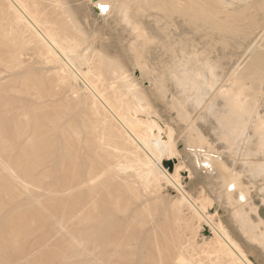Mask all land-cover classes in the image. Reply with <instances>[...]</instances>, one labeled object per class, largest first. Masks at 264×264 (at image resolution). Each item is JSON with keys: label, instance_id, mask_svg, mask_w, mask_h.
Returning a JSON list of instances; mask_svg holds the SVG:
<instances>
[{"label": "bare ground", "instance_id": "6f19581e", "mask_svg": "<svg viewBox=\"0 0 264 264\" xmlns=\"http://www.w3.org/2000/svg\"><path fill=\"white\" fill-rule=\"evenodd\" d=\"M183 1L184 7L180 8L183 10L179 7L176 10L186 11L195 19L192 20L193 16L187 15L186 12L185 17L180 12L181 18H186L188 23L193 21V24L196 23L194 20H197L199 24L198 18H201L202 22H200L201 24L204 22L205 27L208 23L203 18L212 20L222 11L221 8L224 5L223 0ZM170 2L177 6L176 0ZM0 4L2 5L0 8V50L3 52L1 54L6 57L4 59V55L0 54V64L7 67L9 71L22 69L25 67L24 57L27 56L28 51H32L36 57L46 63H54L60 58L71 68L72 72L64 69L55 70L54 83L71 86L74 94L78 97L83 95L86 101L84 102L86 108L84 113L85 136L78 129L62 127L60 130L62 141L58 149L55 133L62 119L60 114H51L45 103H40L25 113L17 105L18 93L32 95L39 102L45 101L47 94L41 87L34 85L38 83V80L27 73L23 76H12L9 80L0 82V264H204L205 260L223 261L225 264H253L241 245L222 223L216 226L211 225L216 234L214 237H217L201 249L203 256L199 254L201 257L198 258V248L194 240L202 223H212L213 217L207 214L211 199L203 195L204 192H200L197 199L192 200L184 192L179 181L180 170L184 167L183 161H179L180 163L176 165L174 174H170L164 168V159L179 156L180 153L173 141L171 129H162L151 119V116L156 114L152 103L141 102L137 96L138 101L136 102L129 98L130 89L138 87L133 80L124 82L125 91H122L123 84L120 87L119 80L110 79L104 73V69H111L112 65L107 63L110 59L103 57L102 53L94 54L85 73L78 72L72 66L71 56L78 50L84 39H81V31L72 15L65 10L64 4L61 1L53 3L52 13H49L42 5L41 0H0ZM213 4L218 8L211 7ZM114 5L125 19H132V7L129 3L120 0ZM160 6L161 3L158 2L156 5L158 14L159 9L160 12L162 10ZM163 6V9L167 10L170 5L164 4ZM175 6H173L174 9ZM156 8L151 10L152 12L147 11L151 13L153 21L155 17L152 13L156 11ZM171 9L172 12L174 9ZM164 10L160 17L164 14ZM177 11L171 15L173 16L174 13L176 15ZM55 13L57 17L62 18L59 21L62 22L63 27L57 23ZM158 14L157 18H159ZM194 14L200 15L196 19ZM245 14H247L246 11ZM186 15L189 16L190 22ZM240 24L244 23L240 22ZM160 25L159 27L162 28ZM191 26L193 25L190 24V28ZM211 27L209 30L206 29L208 33L214 30L210 29ZM167 28L166 26L165 30ZM162 31H156V34L157 37L159 35V39H163L162 46L164 47L167 42L162 37L166 33L164 31L165 34L160 36ZM222 31L224 32L223 29ZM225 31H229L227 37L234 35V39L229 37L230 42L226 39L229 45L234 43L232 41L236 39V36L239 40L238 31L234 33L231 28ZM231 32L233 33L228 34ZM213 33L215 32H212V35ZM220 33L221 30L216 36H220ZM167 34L170 35L169 31ZM240 34L242 31H239ZM169 35L168 40H170ZM184 38L181 40L183 41ZM138 41L143 44L144 40L139 37ZM163 41L166 43L163 44ZM185 41L187 42V39ZM171 42L169 45H172ZM191 42L189 43L192 45V50L196 51L193 46L196 47L197 39L195 42L192 39ZM189 43L187 42L186 46ZM199 44L198 41V47ZM240 45H242L241 42ZM180 47L178 44V48ZM259 47L256 51H259ZM170 48L172 47L170 46L168 51L174 49V47ZM201 48L203 50V44ZM205 48L208 49L206 45ZM130 49L131 56L138 60L139 50L134 47ZM211 49L207 52L212 53ZM145 50L147 49H143L142 56L146 60L151 53L147 50L149 54L146 56L147 51ZM202 50H197V54L193 52L194 56L191 53L192 58L196 55L198 58L199 51L202 53ZM261 50L258 54H256L258 51L254 50L256 53L253 51L254 58L251 56L253 59L250 57L251 61L247 60L248 64L239 68L241 70L237 78L242 84L248 81L252 97L257 95L264 82L263 46ZM154 52L153 55L156 54V51ZM159 52L161 54V51ZM190 52L192 51L189 49V54ZM173 53L174 55L171 56L172 53H170L169 57L175 59L176 54ZM164 54L161 55L162 58H165ZM156 56L154 57L157 58ZM191 56L187 58L191 59ZM154 57L152 62H156ZM179 59L182 60L181 56ZM157 60L160 68L161 64L165 65L163 64L165 60L166 64L168 61L171 66V62L167 59L164 61L162 59L160 62L159 59ZM179 61L178 64L182 65ZM154 65L157 66V62ZM124 74L121 75L122 81L129 79ZM171 79L170 83L175 86ZM18 82L23 85L20 90L14 88ZM138 94L145 97L143 92ZM219 97L221 98L218 99H222V102H214L207 115L208 121L201 125L212 136L216 150L222 148L218 144L220 142L218 136L222 131L219 130L218 123H223V119L230 117L228 111L231 102L235 101L230 98V95ZM200 103L189 102L193 110ZM255 136L254 134L253 138ZM189 150L191 158L195 161L198 158V151L194 152L191 148ZM210 160L212 161V158L208 157L204 161L205 165L199 166V169L207 172L205 173L207 181L218 194L219 199L225 198L230 192V176L226 175L221 161L215 159L216 165L212 166ZM84 164L88 165L86 169H84ZM207 166L212 168L209 170ZM249 168L248 161L241 165L243 172H247ZM253 171L255 173L251 176V182L254 184L257 178L263 177L264 164H260L259 168ZM245 183L248 182L245 180ZM164 184L174 187L180 194L178 212L173 222L174 228L169 229L168 227L167 232L162 228L146 232V226L151 219V204L141 203L144 193L148 192L156 196ZM230 197L232 198L231 194ZM181 205H184L188 209L186 211L190 212L189 218L182 215ZM240 209L237 207L233 210L234 213L231 214L230 220L236 229L248 241H251L253 239L252 229L244 224L245 216Z\"/></svg>", "mask_w": 264, "mask_h": 264}, {"label": "rangeland", "instance_id": "374dc122", "mask_svg": "<svg viewBox=\"0 0 264 264\" xmlns=\"http://www.w3.org/2000/svg\"><path fill=\"white\" fill-rule=\"evenodd\" d=\"M56 1H61L64 4L65 10L68 11L70 15H72L75 23L81 31V39H84L82 40L78 50L71 56L72 66L78 72L85 73L88 70L94 54L102 53L103 57L110 59L107 63H111L112 65L111 69H104V73L110 79L113 78L116 81L119 80L118 82L120 87L123 84V87L121 88L122 91H125L124 82L133 80L138 87H133L130 89L129 98H131L133 102H136L138 101L136 98L137 96L138 99H141V102L152 103V105L155 107L156 114L152 115L151 119L155 121L162 129H171L173 141L178 152L180 153L179 156L164 159V168L170 174H174L176 165L183 161L184 167L180 170L179 181L184 192L192 200H196L200 192H204L203 195H206V197L208 196L211 199V204L207 208V214L213 217V220H211L212 223H207L209 225H207L205 222L202 223L194 240L198 248V258L203 256L201 249L205 248L208 243L214 241L217 237H214L216 234L211 225L216 226L218 223H222L223 226L230 232L231 236L241 245L248 259L253 264H264V175L263 177L257 178L255 181L256 183L253 184L251 182V176L255 173L253 169L257 170L260 164H264V82L261 88L258 90L257 95L252 97V91L248 81H246L247 83L242 84L237 79L239 76L238 73H240L239 70H241L239 68L245 64H248V62L254 58L255 53L258 51H256L257 47L261 45L259 47L260 52L262 51V46L264 48V0H221L224 2V5H222V8L220 7L222 11H220L218 15L214 16L212 20L211 18H207L206 20L204 19L205 17L202 16V18L204 17L203 20L207 21L208 23L206 27L204 22L201 24V18H198L199 24L197 20H194L196 23L193 24L194 22L192 20L195 19V17L192 14H189L186 11H179L180 8L184 7L183 0H176L177 6L174 4L175 1L174 3L172 2L173 4L170 2L173 0H147L148 2L146 0H125L132 7L131 20L125 19L119 12L118 8L114 5L116 1L120 0H41L42 5L48 10L49 13L53 12V3H56ZM150 2L151 5H155L151 6ZM158 2L161 3L160 7L162 10H164V4L166 6L172 5L171 7L168 6L167 10L169 11L171 8V10L174 9L173 6H175V9L172 12L170 11V14L169 11L165 9L163 11L164 14H162V17H160L162 10L160 12L159 9V14L157 13V8L159 5L157 8L156 5ZM214 4L217 5L216 3ZM214 4L211 7L216 8ZM1 6L2 5L0 4V8ZM177 7H179V14L180 12L183 13V17H185L186 13L189 16L192 15L193 18L191 21L193 23H188L186 18H181V14L180 18L178 19L177 17H179V14L176 10ZM155 8L156 11L154 10L152 15H154L156 19H154V21H157L156 23L153 21V18H151V13H148ZM165 11H167L168 15L165 13ZM175 11H177V14L175 15L174 13L173 16L175 18H173L171 14ZM245 11L247 14H245ZM247 11L251 12L249 13ZM155 12L158 14L159 18H157V14ZM242 13H244V15ZM169 15L171 16L170 18L168 17ZM194 15L197 19V16L199 17L200 14ZM189 16H187V18H189ZM54 17L58 19L57 23H59L60 27H63L62 22L59 21V19L62 18L57 17L56 13ZM162 18H164V20ZM161 19L163 21H161ZM167 21L168 23H166ZM170 21L172 23H169ZM173 21L175 23H173ZM211 21L212 24H210ZM240 22L244 23L245 25L240 24ZM158 24H161L160 26L162 28L164 27L163 31ZM190 24L193 25L191 28H193L194 31L190 30ZM194 25L197 29H195ZM211 25L214 28L211 27ZM216 25L217 27L219 26L221 30L220 36H216V34L220 32V30L218 31L219 28L217 29ZM243 25L245 27L247 26L246 29ZM166 26L169 29L167 28L165 30ZM222 26L226 29H224ZM209 27H211L210 29H214L212 30V32H215L213 35L212 32L208 33V31H206V29L209 30ZM235 27L236 29H241L239 31H242V34L239 35V31L236 30ZM221 28L226 33H224ZM230 28L231 31L234 29L236 30L233 31L234 33L238 31L237 33L239 40H237L236 36V39L232 41L234 43H231L233 46H231V44L229 45L228 43L231 41V37L233 38L234 36L232 34L233 32L228 33L232 34V36H229V39V37H227V32L229 31H225L230 30ZM160 30L163 32H160V36L165 33L167 34L169 31L172 37L171 38L169 34L163 35L162 38H165V41L168 44H164L166 42L163 41L164 47L162 46L163 39H159V35L157 37L156 34V31L159 32ZM193 33L196 35V43L198 44V41L200 43L199 47L196 44L198 49H196L195 45L193 44V49L196 51L192 50V45L190 44L192 43V39L194 42L196 41V39H194L195 35H193ZM223 34L225 39H222L224 37L221 38ZM243 34L244 36H242ZM168 35L169 39L174 43L168 40ZM139 37L144 40L143 44L138 41ZM183 38L184 43L181 40ZM190 38L192 39L189 40ZM186 39L188 43L190 42L188 44L189 48L186 46ZM226 39H228V42ZM170 42L172 45H169ZM240 42L242 45H240ZM177 43L179 44V47L182 45H184V47L178 48ZM202 44L204 47L203 50L201 48ZM205 45L209 50L212 47V53L207 52L208 49L205 48ZM167 46H171L172 48L174 47V49L171 50L172 52L170 50L168 51L169 47ZM131 47L137 48L139 50L140 54L138 60H135L131 56ZM144 48H146L152 54V56H150L151 54L145 50V52H148L145 53L146 56L149 54V56L146 57V60L143 59L142 56ZM213 48L217 49L214 50ZM157 49L161 51V54ZM185 49H188V51H185ZM189 49L192 51L190 54ZM219 49L222 50L219 51ZM165 50H167V52ZM178 50L180 53L177 52ZM197 50H202V53L199 51L200 55L198 58L196 55ZM154 51H156L155 55H153L155 53ZM253 51L255 53L252 55ZM259 51L256 54H258ZM162 52L165 58H162L163 56L161 57V55H163ZM169 52L172 53L171 56L174 55L173 52H175V59H173V57H169ZM193 52L196 53V56L192 58V56H194ZM1 53L3 52L0 50V54ZM26 53L27 56L24 57L26 64L22 69L9 71L7 67L0 64V82L9 80L12 76H23L27 73L34 76L36 80H38V83H35L34 85L41 87L47 94L45 101L39 102L37 98L32 95L18 93L19 102L17 105L19 108H21L23 113H25L29 109L37 107L40 103H45L51 114H60L62 119L58 125L59 129L55 133L58 149L62 141V134L60 131L62 127H66L68 129L69 127L78 129L82 135L85 136L84 113L86 108L84 102L86 101L84 96L81 95L78 97L77 94H74L71 86H63L61 84L54 83L55 70L64 69L72 72L71 68L68 67L60 58L54 63H46L36 57L32 51H28ZM191 53L193 54L192 56ZM157 54L160 56H156ZM185 54L188 57L191 56V59H194V62L197 61V63L195 62L196 65L194 62H191L192 60L190 58H187V56L185 57ZM179 55L181 56L182 60L179 59ZM153 57L154 60L156 59L155 61L157 62L158 67L155 66L156 64L154 65L156 62H152ZM160 57L161 60L163 59L162 61L167 59L171 62V66L168 64V61L166 64V60L163 62V64L166 66H162L161 64V68L165 67L166 69H162V74H160V63H158L157 60L159 59L160 62ZM3 58L6 59L5 55ZM175 60H178L179 63H182V65L178 64V61L175 62ZM226 64H228L227 67H225ZM172 65H175V67L171 68L173 67ZM169 69L171 70L169 71ZM158 72L161 76L158 74ZM122 74H124V76H128L129 79H124L122 81ZM165 78H168V80ZM170 79L175 83V86L174 84L170 83ZM22 87L23 85L20 82L14 85L16 90H20ZM139 92H143L145 97L139 95ZM220 95H230V98L235 99V101L231 102V107L228 111L230 117L223 119V123H218L219 130H222L221 134L218 136L220 141L218 144H220L219 147L222 146V148L216 150L214 149L212 136L206 132L204 128L201 127V125L203 122L206 123L208 121L207 115L214 102H222V99L219 100L221 98L219 97ZM189 102L201 103L195 110H193ZM254 134L256 136L253 138ZM189 148H191L194 152L198 151L197 153L199 159L196 158L194 161L193 158H191V155L189 154ZM208 157L212 158V161L210 160L212 162V166L215 164V159L221 161L223 163L226 175L230 176V192H228V196L225 198L219 199L218 194L214 192L207 181V177L205 176V173L207 172L199 169V166L205 165L204 161ZM247 161L250 164V168L247 170V172H243L241 170V165ZM87 167L88 165L84 164V169ZM207 168L210 170L212 167L207 166ZM245 180L248 182L247 184H244ZM230 194L232 195V198L230 197ZM179 198L180 194L178 193L177 189L166 184L162 186L161 191L156 196L149 194L148 192L144 193L141 203L151 204V219L146 226V232L155 228H162L167 232L168 227L169 229H171V227L174 228L173 222L174 217L178 212V202H180ZM181 207H183L180 209L182 210V215L189 218L190 212L186 211L188 209L185 208L184 205H181ZM237 207L241 208L240 210L244 213V221L246 222H244V224L252 229L253 239L251 241H248V239H246V237H244L239 232V230L236 229L230 220L231 214L234 213L233 210L237 209ZM184 212H186L185 215L183 214ZM195 226L197 227L198 224L196 223ZM213 258L214 257H212V259ZM204 264L225 263L223 261L214 260L209 262V260H205Z\"/></svg>", "mask_w": 264, "mask_h": 264}, {"label": "snow or ice", "instance_id": "6c2138e0", "mask_svg": "<svg viewBox=\"0 0 264 264\" xmlns=\"http://www.w3.org/2000/svg\"><path fill=\"white\" fill-rule=\"evenodd\" d=\"M105 10H106V8H105Z\"/></svg>", "mask_w": 264, "mask_h": 264}]
</instances>
